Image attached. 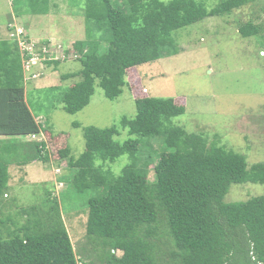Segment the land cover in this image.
Segmentation results:
<instances>
[{
  "label": "trees",
  "instance_id": "obj_1",
  "mask_svg": "<svg viewBox=\"0 0 264 264\" xmlns=\"http://www.w3.org/2000/svg\"><path fill=\"white\" fill-rule=\"evenodd\" d=\"M25 1L28 15L50 13L52 0ZM259 1L86 0L80 14L85 39L74 43V51L62 50L63 60L77 53L82 63L79 72L64 76L81 78L61 96L64 111L75 115L87 108L97 82L107 99H117L133 68L181 52L177 31ZM239 32L259 37L264 28L248 22ZM31 39L24 35V49L15 38L0 39V264H87L85 259L95 264L94 257L100 264H264V196L224 201L234 184H264V162L249 167L246 155L222 145L218 135L210 140L174 125L186 109L173 98L136 99L135 118L124 117L109 128H84L86 150L79 158L68 147L60 151L72 173L61 180L77 194L94 193L88 201L85 259L76 253L56 198L47 195L43 204L28 208L13 206L15 215L4 218L6 207H12L7 201L12 165L50 162L44 139L20 140L53 135L30 106L25 68L36 55L46 59L41 46L51 40L35 50L28 48ZM121 130L128 132L124 142L117 140ZM2 137L17 141L8 144ZM144 138L160 139L157 149L149 143L151 154H143ZM124 155L130 163L116 175L108 163ZM21 156L24 162H18Z\"/></svg>",
  "mask_w": 264,
  "mask_h": 264
},
{
  "label": "rangeland",
  "instance_id": "obj_2",
  "mask_svg": "<svg viewBox=\"0 0 264 264\" xmlns=\"http://www.w3.org/2000/svg\"><path fill=\"white\" fill-rule=\"evenodd\" d=\"M68 1L75 7H70ZM26 3L16 0L14 5L13 0H0V39L15 38L22 47L24 35L28 34L32 37L28 48L36 46L38 50L44 39L57 36L49 39L48 47L41 46L47 52L46 59L36 55L30 62L25 61L30 106L37 120L53 135L39 138L47 143L50 162L35 161L27 166L17 163L10 168L7 201L12 207H6L4 218L14 216L17 206L28 208L41 204L47 195L56 198L76 253L83 258L88 201L94 193L77 194L71 183L61 180L70 178L72 173L60 151L68 147L71 156L79 158L86 150L84 128H109L120 125L124 117L135 118L138 113L135 100L147 96L173 98L185 107V113L173 119L174 125L189 133H204L210 140L218 135L222 145L246 155L249 167L264 162V35L244 38L239 32L240 25L248 22L264 28V0L177 31L174 36L181 47L179 54L133 68L127 76L129 86L115 100L107 99L97 82L90 105L75 115L64 111L60 98L81 81L80 77L64 76L79 72L82 63L77 53H69L63 60L62 46L74 51V43L85 39V19L80 14L86 0H52L47 15H28ZM22 11L26 15L18 16ZM67 20H81L82 25L79 21L67 24ZM59 58V65L46 63ZM31 74L37 75L31 77ZM127 138L128 132L121 130L117 140L124 142ZM2 139L8 144L17 141L15 137ZM158 139L141 140L144 155L151 154L149 143L158 148ZM20 140L38 141V138ZM19 161L24 162L22 156ZM129 163V156L124 155L108 163L107 168L120 175ZM149 180H156L153 170ZM258 196H264V184H234L224 201L245 202ZM84 262L89 264L87 259ZM94 263L100 264L96 257Z\"/></svg>",
  "mask_w": 264,
  "mask_h": 264
},
{
  "label": "built area",
  "instance_id": "obj_3",
  "mask_svg": "<svg viewBox=\"0 0 264 264\" xmlns=\"http://www.w3.org/2000/svg\"><path fill=\"white\" fill-rule=\"evenodd\" d=\"M30 45V44H29ZM23 46H25V41L23 40ZM35 48V46H33V49ZM35 58V57H34ZM33 59V58H32ZM31 59V60H32ZM33 138H36V136L34 135ZM79 264H82V263H79Z\"/></svg>",
  "mask_w": 264,
  "mask_h": 264
},
{
  "label": "clouds",
  "instance_id": "obj_4",
  "mask_svg": "<svg viewBox=\"0 0 264 264\" xmlns=\"http://www.w3.org/2000/svg\"><path fill=\"white\" fill-rule=\"evenodd\" d=\"M64 47L62 46V49H63ZM77 57V56H76ZM38 122H40V121H38ZM43 136V133L41 134V136H39V137H36V138H38V140H39V138H41ZM79 263H82L81 261L79 262ZM78 263V264H79Z\"/></svg>",
  "mask_w": 264,
  "mask_h": 264
},
{
  "label": "crops",
  "instance_id": "obj_5",
  "mask_svg": "<svg viewBox=\"0 0 264 264\" xmlns=\"http://www.w3.org/2000/svg\"><path fill=\"white\" fill-rule=\"evenodd\" d=\"M53 36H56V35H53ZM57 37V36H56ZM49 39H55L54 37H51V38H49Z\"/></svg>",
  "mask_w": 264,
  "mask_h": 264
}]
</instances>
